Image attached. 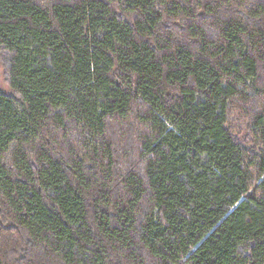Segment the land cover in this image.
I'll return each mask as SVG.
<instances>
[{"label": "trees", "instance_id": "trees-1", "mask_svg": "<svg viewBox=\"0 0 264 264\" xmlns=\"http://www.w3.org/2000/svg\"><path fill=\"white\" fill-rule=\"evenodd\" d=\"M0 65V264H264V0H0Z\"/></svg>", "mask_w": 264, "mask_h": 264}, {"label": "rangeland", "instance_id": "rangeland-1", "mask_svg": "<svg viewBox=\"0 0 264 264\" xmlns=\"http://www.w3.org/2000/svg\"><path fill=\"white\" fill-rule=\"evenodd\" d=\"M0 89L3 90L4 92H9L8 86L4 81L3 70L1 65H0ZM248 91H255V87L253 86L252 82L248 83Z\"/></svg>", "mask_w": 264, "mask_h": 264}]
</instances>
